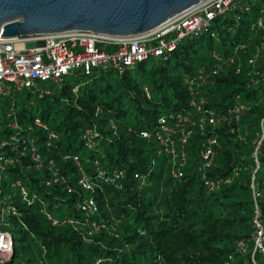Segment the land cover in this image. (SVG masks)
Segmentation results:
<instances>
[{
    "label": "trees",
    "instance_id": "trees-1",
    "mask_svg": "<svg viewBox=\"0 0 264 264\" xmlns=\"http://www.w3.org/2000/svg\"><path fill=\"white\" fill-rule=\"evenodd\" d=\"M247 1L248 10L231 12L238 21L228 15L215 20L216 37L208 32L185 38L166 59L149 58L120 75L78 74L41 96L17 94L15 121L4 116L10 102L3 103L1 150L12 161L0 171V230L13 239L6 264H224L237 240L251 233L249 181L261 136L256 177L264 210V29L253 26L264 16V0ZM239 44L244 48L234 53V63L201 90L216 111L232 105L237 95L248 106L240 124L243 140L227 124L214 129L220 149L207 174H230L232 180L210 191L196 166L212 128L193 129L180 178L171 176L169 156L157 154L154 132L160 116L189 106L186 79L199 66L210 71L213 50L229 55ZM35 117L55 131L49 144ZM15 122L20 129L11 127ZM144 130L149 137L142 136ZM19 134L33 138L38 167L10 138ZM113 169L123 175L111 182ZM80 170L91 188L79 182ZM87 200L97 206L94 213ZM93 221L103 227L89 233Z\"/></svg>",
    "mask_w": 264,
    "mask_h": 264
},
{
    "label": "built area",
    "instance_id": "built-area-1",
    "mask_svg": "<svg viewBox=\"0 0 264 264\" xmlns=\"http://www.w3.org/2000/svg\"><path fill=\"white\" fill-rule=\"evenodd\" d=\"M242 7L244 10L249 9L247 0H199L156 27L135 36L114 35L87 29L27 34L13 38H4L0 35V114L3 103L9 101L4 116L15 121V96L17 94L24 91L30 95L38 96L49 94L51 86L60 87L66 79H70L69 75L76 77L78 74L91 75L99 72H112L113 75H120L149 58L166 59L177 44L185 38L197 37L208 32L214 38L216 31L212 30L211 26L215 20L221 15H228L234 16L238 21V15H233L231 12L236 9L239 11ZM256 25L264 29V16L257 19L253 26ZM28 41H35L36 46L30 49L16 47L17 43ZM240 48H244V44L236 45L232 54L229 55H222L213 50V65L210 71H207L204 66H199L196 72L186 79L190 96L189 106L160 116L154 132L155 140L158 143L157 154L169 156L171 176L180 178L184 175L187 167L188 151L186 146L193 135V129H199L203 133L207 126L212 128L213 133L203 139L196 166L203 185L210 191H215L232 180L230 174L227 176L207 174L220 149L219 138L214 133V129L222 124H227L237 138L243 140L240 124L248 106L241 102L237 95V99L232 105L224 111H216L208 107L207 100L201 95V90L206 85L213 84L215 76L234 63V53ZM255 56L256 54L248 60L250 64L254 63ZM262 74H264V69ZM144 91L148 94L146 87H144ZM34 124L45 131L46 144L56 138L55 131L50 129L40 117L34 118ZM10 125L12 128L19 127L20 129L16 122ZM141 134L143 137L150 136L147 130L142 131ZM10 138L19 141V146L20 144L24 146L21 150L29 151L30 158L36 163V167L41 164L33 138L20 134L19 137L12 135ZM261 138L255 141L252 152L255 167L249 181L253 202L251 233L249 236L237 240L235 251L228 254L224 264H264V210L260 205L263 194L258 187L256 177V171L259 168L257 152ZM3 145L4 142L1 141L0 171L8 162H12L2 155L1 147ZM17 148L18 146L14 145V149ZM73 159L80 166L77 157L74 156ZM122 175V170L113 169L112 176L107 179L114 182ZM134 177L144 181L142 174L135 173ZM79 182L85 188H91L82 170H80ZM21 194L24 197L26 195L22 187ZM86 208L91 210L90 213L97 210L93 200L86 201ZM3 218L4 208L0 204V220ZM101 227L103 225L93 221L89 233H95ZM12 251L13 239L11 235L0 230V264H6L11 258Z\"/></svg>",
    "mask_w": 264,
    "mask_h": 264
},
{
    "label": "water",
    "instance_id": "water-1",
    "mask_svg": "<svg viewBox=\"0 0 264 264\" xmlns=\"http://www.w3.org/2000/svg\"><path fill=\"white\" fill-rule=\"evenodd\" d=\"M199 0H0V35L87 29L140 35Z\"/></svg>",
    "mask_w": 264,
    "mask_h": 264
},
{
    "label": "rangeland",
    "instance_id": "rangeland-1",
    "mask_svg": "<svg viewBox=\"0 0 264 264\" xmlns=\"http://www.w3.org/2000/svg\"><path fill=\"white\" fill-rule=\"evenodd\" d=\"M35 46H36V42L35 41H28V42L17 43L16 44V47L19 48V49H30V48H34ZM68 78H70V79H76L77 77H74V76L69 75ZM24 92H26V91H24ZM33 113L39 114L40 113V109L34 110ZM65 212H67V208L66 207L62 210V213H65Z\"/></svg>",
    "mask_w": 264,
    "mask_h": 264
}]
</instances>
